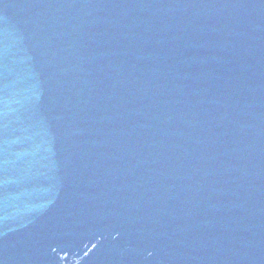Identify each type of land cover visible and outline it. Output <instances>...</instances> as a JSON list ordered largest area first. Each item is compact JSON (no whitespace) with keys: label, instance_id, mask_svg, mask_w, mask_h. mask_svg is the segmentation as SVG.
I'll return each mask as SVG.
<instances>
[{"label":"water","instance_id":"water-1","mask_svg":"<svg viewBox=\"0 0 264 264\" xmlns=\"http://www.w3.org/2000/svg\"><path fill=\"white\" fill-rule=\"evenodd\" d=\"M264 206V0H0V264H249Z\"/></svg>","mask_w":264,"mask_h":264}]
</instances>
